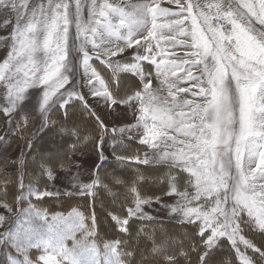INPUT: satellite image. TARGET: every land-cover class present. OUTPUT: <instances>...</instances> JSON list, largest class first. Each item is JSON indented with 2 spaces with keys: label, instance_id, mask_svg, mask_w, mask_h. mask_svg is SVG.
<instances>
[{
  "label": "snow or ice",
  "instance_id": "obj_1",
  "mask_svg": "<svg viewBox=\"0 0 264 264\" xmlns=\"http://www.w3.org/2000/svg\"><path fill=\"white\" fill-rule=\"evenodd\" d=\"M131 7L137 11L127 13L106 0L97 7L96 0H92L87 21L81 18L80 0H76L74 14L69 13L67 2L53 4V0H48L47 9L43 5L32 9L28 22L23 27L18 24L14 30L13 51L0 65V80L7 82L10 103L15 106L27 88L37 85L46 86L41 105L44 111L57 103L59 107L67 108L74 96L83 100L75 91H69L61 93L58 101L49 104L51 97L69 82L65 71L70 51L69 26L74 22L76 39L83 37L78 51L82 53L85 73H90L88 84L94 89L93 95L103 96L113 105L138 100L141 105L139 121L144 128L142 143L148 144L157 137H163L166 147H175L177 143L182 145L175 151L163 152L159 158L171 160L181 171L190 174L188 183L195 191L191 196L186 191L178 193L186 201L179 210L185 220L197 225L196 234L202 246L193 244L187 251L165 254L163 245L154 244V251L162 256L163 264H180L177 257L187 259L193 251L196 252V260H188V264H216L215 252L221 238L225 237L235 248L242 264H253V261L240 251L238 241L264 259V250L240 234L243 231L241 224H251L264 232V0H256V3L238 0L235 9L229 3L227 11L223 10L225 6L221 3L206 5L209 9H216L215 15L204 11L192 15L193 5L189 4L186 11L192 21L190 32L184 29L183 19L157 23L158 14L178 17L185 11L184 8L180 12H169L151 4ZM149 16L151 28L144 37L145 41H149L158 29L190 36V47L193 49L190 56L193 59L189 67L185 69L184 62L166 63L161 59L158 71L162 65L165 76L169 73L175 76L177 70L186 72L185 79L194 82V87L199 89L193 95L202 98L200 103L180 102L174 96L170 103L161 101L149 91L150 81L144 85L143 93L136 91L130 96L120 97L110 91L106 81L90 64L92 57L86 50V44H91L93 49H99L101 44L116 45L102 49L105 56H116L124 51L116 44L118 41L124 40L128 48L140 45V40L133 37L138 29L147 28ZM114 20L118 23H114ZM198 20H202L203 24H199ZM253 21L261 28L254 27ZM225 23L230 24L231 28H225ZM122 28L127 29L126 36L120 34ZM160 40L188 46L186 41H176L175 36H160L157 39L158 47ZM145 50L148 55H138L133 59L157 63L150 42ZM159 51L163 53L164 50L160 48ZM101 62L112 68L114 73L121 70L132 72L142 79L145 76L143 68L137 63ZM200 65L203 66L202 75H193L192 69ZM93 79L103 91L96 88ZM174 86L169 84L170 89ZM169 95H172L171 91ZM184 108L190 111L185 112L182 110ZM176 109L181 111L177 112ZM169 130L186 139L177 141L176 136L169 135ZM166 141H171V144ZM152 147L158 145L152 143ZM135 159L148 163L147 159ZM93 186L87 184L82 188L89 190ZM132 192L136 194V207L128 210L129 215H135L141 205L148 202L139 197L134 186ZM34 195L40 198L51 194L37 191ZM201 200L203 203L190 206L193 201ZM3 206L11 211L7 202ZM172 210L177 211V208ZM26 211L29 215L24 226L0 234V250L8 249L5 252L7 264H130L127 257L132 253L126 249L120 251L123 241L106 243L103 258H100V250L94 241L90 242L93 229L86 227L81 213L73 210L67 217L53 216L49 222L47 213L37 210L32 204ZM244 215L247 220L242 219ZM112 219L119 225L118 231H127V219H120L114 214ZM4 220L5 217L0 216V223ZM34 220L42 223H34ZM31 249L41 254L32 258Z\"/></svg>",
  "mask_w": 264,
  "mask_h": 264
},
{
  "label": "rangeland",
  "instance_id": "obj_2",
  "mask_svg": "<svg viewBox=\"0 0 264 264\" xmlns=\"http://www.w3.org/2000/svg\"><path fill=\"white\" fill-rule=\"evenodd\" d=\"M64 2L69 4V13L74 14L76 0H53V4ZM104 2L105 0H96L97 7ZM106 2L121 7L127 13L136 12L137 10L131 6L139 4H151L153 7L158 5L160 8L166 9L169 12H180L181 9L184 8L185 11L178 17L158 14L157 23L164 24L170 21L183 19L184 29L190 32L192 21L189 17V13L186 11L189 4L193 5L192 15H198L200 11H204L205 13L211 12L212 15H215L216 9H209L206 5L221 3L225 6L223 10L227 11L228 4L232 3L233 9H235L238 0H179V2H177V0H106ZM250 2L256 3V0H250ZM80 3L82 5L81 18L87 21L88 10L92 0H80ZM24 5H27V7L25 8ZM41 5L47 9L48 0H0V65L8 59L9 53L13 51V46L15 44L13 33L17 25L19 24L20 27H23L28 22L32 9H38ZM71 18L74 21V15H72ZM113 22L118 23L117 20ZM198 23L202 25L203 21L198 20ZM213 23L215 24L216 21H213ZM253 24L257 29L261 28L255 21H253ZM224 26L228 29L231 28L230 24L225 23ZM150 28L151 18L149 16L147 28L138 29L133 37V39L140 40V45H134L132 48H128L124 40L118 41L116 44H118L119 47H123L124 51L116 56H105L102 51V49L106 47H115L116 45L101 44L99 49H93L91 44H86V50L92 57L90 64L97 69L101 78H103L107 84L108 79L113 84L119 82L120 85H123L118 93L120 97L130 96L136 91L143 93L144 85L150 81L149 91L161 101L170 103L174 96L175 99L180 102L187 100L191 103H200L202 98L198 95H193V92L198 93L199 89L194 87V82L185 79L187 75L186 72L177 70L175 76L171 75V73L165 76L162 65L159 66L160 70L158 71V64L161 59H164L166 63L170 61H175L178 64L184 62L183 67L185 69L189 67L193 59L190 56V52L193 51L190 47V36H180L177 35L175 31L158 29L155 35L149 38V41H145L144 37L147 36V31ZM120 34L126 36L127 29H120ZM160 36H175L176 41H186L188 46L180 43L173 45L172 42L168 40H160L158 47L157 39ZM82 39L83 37L79 40L76 39V29L73 22L69 26L70 51L66 60L67 70L65 71L62 69L68 76L69 82L51 97L49 104L58 101V97H60L61 93L66 94V92L69 91H75L83 97V100L74 96L69 101V106L67 108L59 107L57 103L53 107L48 108L47 111H44L41 105L43 104V93L46 86L37 85L27 88L25 93L22 94L23 98L17 100L15 106H13L9 100L7 82L5 80H0V145L2 141L5 140L3 138L14 139L11 147L5 146L6 154L4 162H2L0 166V171L3 170L5 172L4 177L0 178V216L5 217V220L0 223V234H4L8 230L15 231L25 225V221L28 219L29 215L26 211L29 208V204L34 205L35 208L41 212H46L49 222H51L53 216L63 215L67 217L69 213L75 210L83 215L86 227H91L93 229L94 235L90 242H95L97 248L101 252L100 258L102 259L104 245L116 240L106 239L104 241H99V239L95 237L96 227L93 223V218L95 216L92 211L89 210L87 212L77 206H72L73 203L68 202L72 200L74 196L91 193L94 189L84 190L82 188L83 185L92 184L94 185L93 187H95L99 182H109L110 179L107 180V178L104 177L107 171L103 168L104 165L101 164L102 162L113 161L112 165L125 162H132L135 163V165L142 164L144 166L164 165L167 168H171L168 169L171 170L170 173H174L175 170L181 173V175L176 178L179 184H174V179L169 181L171 185L168 186L166 195L162 193L142 198L148 202L142 204L140 211L135 215H129L128 212L129 209H135V200L125 202L123 208L124 212L120 214L111 211L105 213L100 210L101 213L103 212L100 214L101 217L107 219V226L118 234L120 233V231H118L119 225L113 221V214L120 219L127 220L131 218H139L146 221L160 219L174 223L192 224L184 219L182 212L179 210L181 206L186 204V201L178 193L186 191L189 193V196H191L195 189L188 183L189 173L181 171L180 168L172 164L171 160H162L159 158L163 152L175 151L177 148L182 147V145L177 143L175 147H166L165 138L163 137H157L156 140L148 144L141 142L144 136V128L139 121L141 105L138 100H131L127 103L113 105L103 96L93 95L94 89L88 84L90 73H85L82 66V53L78 51ZM149 42L153 49L152 55L156 56L157 63L154 64L150 60H134L133 57L149 54L145 50ZM160 48L164 50L163 53H160ZM98 55L99 58H97ZM102 60L120 61L128 64L137 63L143 68L145 73L143 79L138 75V77H135L141 80V86L140 84L138 86V82L134 79V76L131 77V75L128 74L134 73L121 70H117L114 73L112 68H109L106 64L101 62ZM202 67L203 66L200 65L198 68H193V75H202ZM122 73H124V75H122ZM7 74L6 72V75ZM14 82L15 81H13V83ZM93 84H95L97 89L103 91L99 83L94 79ZM169 84H174L175 86L170 89ZM136 87L138 90H136ZM180 89H185L186 91H180ZM170 91L172 95H169ZM14 95L15 93H13V96ZM76 108L81 111V113H79L81 118L85 114L91 116V113L87 110L89 109L97 119H93L95 123H97V125L98 123L101 124L106 130L101 126L100 128L99 126L97 127V125H90V127L93 128V134L87 130L88 135L86 133L84 134L83 142L79 145L80 141L76 142L74 138L79 132L78 127H76L75 132L72 129L73 131L70 130L68 135L66 133V137L69 136V145L65 154L63 150L58 148H56L55 151L45 153L40 151L41 146L38 144L40 143L39 133L50 125H53L54 122H57L59 119L58 113L60 114L62 112V115L69 114ZM6 109L8 110L6 111ZM86 110L88 112H86ZM182 110L185 112L190 111L189 108H184ZM175 111L179 112L181 109H176ZM149 123L151 125V121H149ZM95 129L97 131H94ZM99 129H101L102 132ZM81 131L82 126L80 132ZM169 135L176 136L177 141L186 139L174 130H169ZM26 138L35 140L32 146L30 143L25 142ZM47 141L48 140H46V142ZM134 142L139 144L137 145ZM152 143L157 144L158 147H152ZM166 143L171 144V141H166ZM121 146H124V148L121 149ZM118 157H124L125 159L120 160ZM135 157H139L140 161L147 159L148 163H141L137 161ZM22 170L25 173L26 181L22 189L16 191L13 186V180L15 175L22 172ZM170 173L168 175H171ZM173 189H175V191H173ZM37 191L42 194L50 193L51 195H42L40 198H37L34 195ZM113 194L116 195L114 192ZM57 198H62L65 205H54L55 203L52 200ZM116 201L118 200L113 199V201H110L111 206H116ZM5 202L10 205L11 211L3 206ZM100 203L102 202L99 201L98 204L101 205ZM199 203H203V200L193 201L190 206H196ZM173 208H177V211H173ZM242 219L247 220L248 218L244 215ZM33 222L37 224L42 223V221L39 220H34ZM198 223L199 222H197V224ZM241 228L243 231L240 234L249 241L251 240L245 236V232L250 234V232L254 230L259 231L251 224H241ZM79 235L80 233L78 232L77 236L79 237ZM221 239H225L232 245L226 237ZM71 243V240H69V247H71ZM238 247L241 252L245 253L251 259V254L253 252L256 253L253 249L246 248L242 243H239V241ZM247 249L250 253L247 252ZM6 251H8V249L0 250V264H7L5 256ZM12 251L13 254H15L14 250ZM40 254L41 253L36 249L30 250L32 258H36ZM256 254L257 259L259 258V264H264V259H261L258 253ZM237 257L240 260L238 254ZM253 264H255L254 261Z\"/></svg>",
  "mask_w": 264,
  "mask_h": 264
},
{
  "label": "trees",
  "instance_id": "obj_3",
  "mask_svg": "<svg viewBox=\"0 0 264 264\" xmlns=\"http://www.w3.org/2000/svg\"><path fill=\"white\" fill-rule=\"evenodd\" d=\"M134 79L138 82L139 86V80L135 77ZM107 82L109 89L113 94H118L121 87L123 86L120 85L119 82L113 84L108 79ZM136 90H138L137 87ZM87 110L91 113V116H87V114H85L82 118L79 115L81 111L78 108L74 109L69 114L62 115V112L60 114L58 113L59 119L57 122H54L53 125L49 126L50 128L47 127L39 133L40 143L38 144L41 146L40 151L45 153L49 151H55L56 148H58L63 150V153L65 154L69 145V136L66 137V133L68 135L72 129L75 132L76 127H78L79 132H77L79 134L77 133V136L75 135L74 138L76 142L80 141L79 145H81L84 134L86 133L88 135L87 130L91 133L93 131V128H91L90 125H97V123H95L93 120L96 119L95 116L89 109ZM87 110L86 112H88ZM81 126L82 131L80 132ZM98 126L103 127L99 123L97 127ZM103 129L106 130L105 127H103ZM94 131L97 130L95 129ZM3 139L5 140H3L2 144L0 145V166L2 162H4V157L6 154L5 146L11 147L14 141L12 138ZM46 140L48 141L46 142ZM25 142L30 143L32 146L35 140L26 138ZM134 143L137 145L139 144L137 142ZM120 148L123 149L124 146H121ZM101 164L104 165L103 168L107 171V174L104 175V177H106L107 180L110 179L109 182H99L98 185L93 187L94 189L91 191V193L74 196L72 200L68 201L73 203L72 206H77L87 212L89 210L92 211L95 216V237L98 238L99 241H104L106 239L123 241L120 251H124L126 249L132 253L129 257H127L130 264H163L162 256H158L154 251V244L156 246L163 245V251L165 254L187 251L189 246L193 244H200L202 246L200 238L196 234L197 225L194 224L174 223L160 219H151L146 221L139 218H131L128 220L129 223L126 226V232L120 231L118 234L112 231L110 227L107 226V219L105 217H101L100 214L103 212L107 213V211L119 214L124 212L123 208L125 206V202H131L136 198V194L132 192L133 186L135 187L140 198H144L146 196H155L162 193L166 195L168 186L171 185L169 181L174 179V184H179V182L176 181V178H178L181 173L177 170H175L174 173H170L171 170L168 169L171 168H167L164 165L144 166L142 164L135 165V163L132 162L112 165L113 161H106L102 162ZM169 173L171 175H168ZM4 175L5 172L3 170L0 171V178L4 177ZM25 181V173L22 170V172L16 174L14 177L13 186L15 190L20 191L22 186L25 184ZM112 190L116 195L113 194ZM113 199L118 200L116 201V206H111L110 204V201H113ZM52 201L55 203L54 205H65V202L62 198H57ZM99 201L102 202L100 203L101 205L98 204ZM100 210L103 212L101 213ZM245 236L249 238L256 247H260L262 250L264 249L263 232L254 230L253 232H250V234L245 232ZM247 252H249L248 249ZM251 257L255 264H259V258L257 259L256 253L253 252ZM177 258L180 260V264H188V260H196V252L193 251L187 259H185L183 256H178ZM215 261L216 264H228V262H230V264H242V262L237 257V252L235 251L233 245H230V243L225 239H221L219 247L216 249Z\"/></svg>",
  "mask_w": 264,
  "mask_h": 264
},
{
  "label": "crops",
  "instance_id": "obj_4",
  "mask_svg": "<svg viewBox=\"0 0 264 264\" xmlns=\"http://www.w3.org/2000/svg\"><path fill=\"white\" fill-rule=\"evenodd\" d=\"M122 74H124V73H122ZM128 74H130L131 76H134V77H138L137 75H134V74H131V73H128ZM139 82L141 84V80H139Z\"/></svg>",
  "mask_w": 264,
  "mask_h": 264
}]
</instances>
